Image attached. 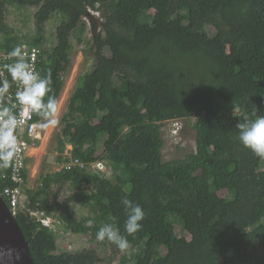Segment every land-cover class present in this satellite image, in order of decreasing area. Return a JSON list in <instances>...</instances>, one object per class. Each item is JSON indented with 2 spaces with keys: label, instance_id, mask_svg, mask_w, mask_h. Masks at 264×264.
Masks as SVG:
<instances>
[{
  "label": "trees",
  "instance_id": "1",
  "mask_svg": "<svg viewBox=\"0 0 264 264\" xmlns=\"http://www.w3.org/2000/svg\"><path fill=\"white\" fill-rule=\"evenodd\" d=\"M9 7L37 8L34 35L24 38L6 22ZM89 9L103 23L92 37L94 66L80 77L57 133L63 166L43 174L38 189L27 187L29 169L23 172L26 200L16 219L35 264H97L100 257L94 248L60 250L61 228L33 212L112 246L96 232L115 224L131 249L119 264H264V158L239 143L236 127L264 115V0H0V49L38 46L39 74L51 70L49 95L59 100L71 37L83 43ZM53 14L62 21L48 49L45 23ZM192 119L195 149L164 160L163 124ZM72 159L86 165L68 169ZM98 161L105 168L94 169ZM11 172L0 169L9 207ZM59 184L72 191L63 201L53 191ZM124 197L145 211L134 236L124 230ZM74 204L90 213L76 219Z\"/></svg>",
  "mask_w": 264,
  "mask_h": 264
},
{
  "label": "rangeland",
  "instance_id": "2",
  "mask_svg": "<svg viewBox=\"0 0 264 264\" xmlns=\"http://www.w3.org/2000/svg\"><path fill=\"white\" fill-rule=\"evenodd\" d=\"M36 7L16 8L9 7L6 12V22L16 29L17 33L22 37H30L36 32V23L34 14ZM92 13L89 19H85L88 23V29L83 35V43H79L75 37H71L73 49L71 50L70 67L66 73H64V87L59 97L60 112L58 115V124L56 126L49 127L48 129H40L39 139L32 145L28 152V169L29 176L27 187L32 189H38L41 184L43 174L49 172H57L63 166L58 161L59 151L57 148V133L61 130L62 120L64 119L65 112L69 98L75 90L80 77L85 73L90 72L94 66V52L92 48V37L95 33L100 32L102 25L98 27V22L102 23L101 13L89 9ZM91 18L93 21H91ZM59 16L53 14L51 18L46 21V47L51 49L56 43V29L61 23ZM96 24V27L91 23ZM212 33V31H210ZM192 119L190 122L186 120L182 121H167L163 124V157L164 160H170L173 158H180L186 156L188 153L195 149L196 130L193 128ZM73 146L68 145L63 153L64 156L71 154ZM112 172L107 169L106 175L111 176ZM53 191H58V199L63 201L68 197L72 191L67 184L53 185ZM220 195H227L226 190L219 192ZM25 199L26 200V195ZM26 206V205H25ZM23 207V206H22ZM90 213V210L86 206L80 204L73 205V214L76 219H82ZM56 229L59 231L58 246L60 250L70 249V251H82L94 248L100 260L97 264H119L123 254H129L131 252L130 247L121 251L117 247L111 244L99 243L90 241V236L87 234H73L66 232L62 228V224L55 222ZM177 232L182 235L180 227H177ZM188 238L190 236L188 235ZM71 247V248H70Z\"/></svg>",
  "mask_w": 264,
  "mask_h": 264
},
{
  "label": "clouds",
  "instance_id": "3",
  "mask_svg": "<svg viewBox=\"0 0 264 264\" xmlns=\"http://www.w3.org/2000/svg\"><path fill=\"white\" fill-rule=\"evenodd\" d=\"M8 55L15 58V61L4 65V68L10 74L12 82L18 86V90L15 92L13 104H0V168L3 169L12 166L18 152L16 131L24 124L23 117L29 113L34 114L39 117V128L48 129L58 124L57 117L60 112L58 99L55 95H49L53 83L51 70L44 76L35 72L26 58L23 45L15 46ZM9 90V80L0 73V97L7 96ZM241 113V106L233 103L232 115L240 117ZM236 127L239 143L255 156L264 158V115H258L254 119L245 116L243 122H239ZM121 204L126 214L124 230L129 236H134L142 228L141 221L145 218V211L141 205L127 197L121 200ZM55 222L59 223L58 220ZM96 239L101 242L107 240L121 251L129 248L127 237L121 235L119 228L113 223L102 224L96 232Z\"/></svg>",
  "mask_w": 264,
  "mask_h": 264
},
{
  "label": "built area",
  "instance_id": "4",
  "mask_svg": "<svg viewBox=\"0 0 264 264\" xmlns=\"http://www.w3.org/2000/svg\"><path fill=\"white\" fill-rule=\"evenodd\" d=\"M2 43V37L0 35V44ZM23 51L27 54V59L33 65V69L35 72L39 73L38 71V61L41 49L38 46H29L28 44H23ZM13 57L8 55V52L0 49V73L3 74L5 78L8 79V73L5 71L3 65L8 61H12ZM18 90V86L14 84V90L9 91L7 96L0 97L4 100V103L7 105H11L15 102V92ZM1 104V103H0ZM24 124L21 125L17 131V142H18V152L14 157V161L12 164V172L10 176V180L12 184L7 186L4 189V195L8 199L10 203V209L16 210L21 209L25 203V192H24V185H25V178H24V170L28 168V152L32 145L36 143V140L39 139L40 136V128L37 124V121L34 120V115L29 113L28 115L23 117ZM36 125V126H33ZM80 165L84 167L86 164L80 162L78 159H72L70 163L66 165L69 169L72 166ZM94 169L102 170L105 168L103 162H95L93 165ZM1 169V168H0ZM41 220L43 225L53 227L55 221H57L54 217L45 216L44 213H33ZM71 248V247H70Z\"/></svg>",
  "mask_w": 264,
  "mask_h": 264
},
{
  "label": "water",
  "instance_id": "5",
  "mask_svg": "<svg viewBox=\"0 0 264 264\" xmlns=\"http://www.w3.org/2000/svg\"><path fill=\"white\" fill-rule=\"evenodd\" d=\"M89 15H92L90 11ZM89 18L84 16V19ZM102 23L98 22V27ZM16 214L17 211L9 208L0 193V264H35Z\"/></svg>",
  "mask_w": 264,
  "mask_h": 264
}]
</instances>
